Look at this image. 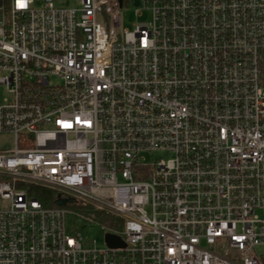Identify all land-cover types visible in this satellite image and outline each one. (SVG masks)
I'll use <instances>...</instances> for the list:
<instances>
[{
	"label": "built area",
	"instance_id": "1",
	"mask_svg": "<svg viewBox=\"0 0 264 264\" xmlns=\"http://www.w3.org/2000/svg\"><path fill=\"white\" fill-rule=\"evenodd\" d=\"M66 1L0 0V264H264V0Z\"/></svg>",
	"mask_w": 264,
	"mask_h": 264
},
{
	"label": "rangeland",
	"instance_id": "2",
	"mask_svg": "<svg viewBox=\"0 0 264 264\" xmlns=\"http://www.w3.org/2000/svg\"><path fill=\"white\" fill-rule=\"evenodd\" d=\"M57 6L65 8H76L78 7V2L75 0H69L66 2H57ZM151 15L148 12H143L137 15L135 13V8L132 4L125 2V6L121 12V26L122 30L132 31L134 25L137 23L149 22ZM13 140L8 136H0V150L8 149L13 147ZM158 159H164L163 155H156ZM147 161L151 162L152 158L147 157ZM39 194L44 195V192H39ZM74 215H68L66 218V225L70 233L81 234L85 242L96 245L99 248H105V230L97 224L89 223L78 215H83L80 210L76 208H71ZM77 215V216H76Z\"/></svg>",
	"mask_w": 264,
	"mask_h": 264
},
{
	"label": "trees",
	"instance_id": "3",
	"mask_svg": "<svg viewBox=\"0 0 264 264\" xmlns=\"http://www.w3.org/2000/svg\"><path fill=\"white\" fill-rule=\"evenodd\" d=\"M46 197H49V198H53L54 196V193L52 192H44ZM43 204L45 206H49V207H52V206H55L56 203H47V202H44L42 201ZM74 208H78L79 209V205H73ZM89 211H92V210H89ZM97 219L100 221V223L104 226H109V227H113V222H114V219L110 218V217H107V216H104V215H100V214H97Z\"/></svg>",
	"mask_w": 264,
	"mask_h": 264
},
{
	"label": "water",
	"instance_id": "4",
	"mask_svg": "<svg viewBox=\"0 0 264 264\" xmlns=\"http://www.w3.org/2000/svg\"><path fill=\"white\" fill-rule=\"evenodd\" d=\"M58 205H64L65 202L64 201H58L57 202ZM107 244L112 247V248H120V247H124L125 244L122 242V240L120 238L108 235L107 237Z\"/></svg>",
	"mask_w": 264,
	"mask_h": 264
}]
</instances>
